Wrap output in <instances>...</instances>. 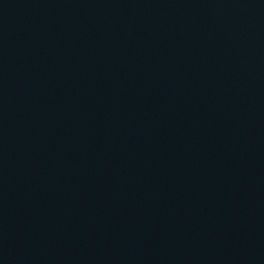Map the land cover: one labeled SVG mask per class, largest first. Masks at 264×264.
Segmentation results:
<instances>
[{
	"label": "water",
	"instance_id": "95a60500",
	"mask_svg": "<svg viewBox=\"0 0 264 264\" xmlns=\"http://www.w3.org/2000/svg\"><path fill=\"white\" fill-rule=\"evenodd\" d=\"M0 264H264V0H0Z\"/></svg>",
	"mask_w": 264,
	"mask_h": 264
}]
</instances>
